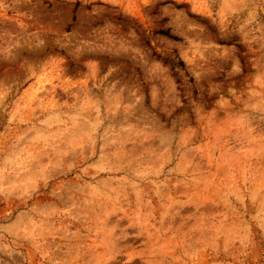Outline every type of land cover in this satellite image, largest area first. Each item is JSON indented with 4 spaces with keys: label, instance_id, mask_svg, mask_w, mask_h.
Here are the masks:
<instances>
[{
    "label": "rangeland",
    "instance_id": "rangeland-1",
    "mask_svg": "<svg viewBox=\"0 0 264 264\" xmlns=\"http://www.w3.org/2000/svg\"><path fill=\"white\" fill-rule=\"evenodd\" d=\"M0 264H264V0H0Z\"/></svg>",
    "mask_w": 264,
    "mask_h": 264
},
{
    "label": "trees",
    "instance_id": "trees-1",
    "mask_svg": "<svg viewBox=\"0 0 264 264\" xmlns=\"http://www.w3.org/2000/svg\"><path fill=\"white\" fill-rule=\"evenodd\" d=\"M173 39H176L175 37H172Z\"/></svg>",
    "mask_w": 264,
    "mask_h": 264
}]
</instances>
